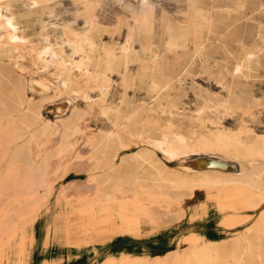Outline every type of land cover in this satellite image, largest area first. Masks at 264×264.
Here are the masks:
<instances>
[{
    "label": "bare ground",
    "instance_id": "1",
    "mask_svg": "<svg viewBox=\"0 0 264 264\" xmlns=\"http://www.w3.org/2000/svg\"><path fill=\"white\" fill-rule=\"evenodd\" d=\"M15 1L0 0V264H55L52 235H61L69 247V232V248L84 255L89 247L90 257L102 253L95 243L108 246L119 238L122 247L131 238V247L92 264H264V131L249 121L261 102L242 82L251 76L258 50L230 49L232 68L222 70L218 79L226 93H196V107L189 112L179 84L183 73L198 67L210 71L209 43L235 23L231 14L236 9L217 5L220 0H212L210 7L204 0H185L183 25L165 14L159 17L145 0L132 13L133 20L111 22L110 27L129 31L128 44L118 50L98 41L109 30L97 13L98 0H82L87 27L64 23L60 47L46 34L35 39L25 32ZM156 38L165 43L158 54ZM137 41H143V50L135 47ZM114 75L123 88L119 99L112 96ZM136 88H146L155 99H133L128 91ZM29 90L41 93V101ZM46 100L58 102L56 120L44 117ZM226 115L237 116L238 125H226ZM92 117L105 125H89ZM79 146L91 149L85 157L70 156ZM54 160H61L58 169L82 167L88 176L75 184L68 210L61 208L67 187L54 207L48 205L54 194ZM200 192L215 202L224 214L222 225L229 228L254 216L239 212H261L232 238L192 229L178 240L183 248L169 244L151 255L135 245L147 225L157 230L153 226L159 222L184 220L187 204ZM206 205L202 214H191L193 224L204 223ZM41 217L48 220L47 236L35 246L37 236L28 227ZM78 223L82 234L74 236ZM89 239L95 243H83Z\"/></svg>",
    "mask_w": 264,
    "mask_h": 264
},
{
    "label": "rangeland",
    "instance_id": "2",
    "mask_svg": "<svg viewBox=\"0 0 264 264\" xmlns=\"http://www.w3.org/2000/svg\"><path fill=\"white\" fill-rule=\"evenodd\" d=\"M98 1L99 6L97 8V13L100 16L101 22L109 27V30L104 32L102 36L98 38V41L103 44L106 43L107 45L117 47L118 50H120L129 42V31L126 27L116 30L115 28L110 27V25L112 23H116L120 19L129 18L133 20L132 13L141 7L142 2L145 0ZM147 1L154 4L159 17H161L162 14H165L172 21H180L181 24L184 25L183 13L187 7L185 0ZM234 1L236 3H234ZM211 2L212 0H204V4L207 7H210ZM216 4L220 6L230 4L231 9L235 8L236 10H233L231 14V19L234 20L235 23H233L229 28L224 27L221 30L222 33L214 36L209 43V48L212 52V58L208 62L211 67L209 70L212 71V73H210V71H204V67H198L193 69L191 72L183 73L181 75V82L179 84L183 94L182 101L185 103L184 105L189 112L196 107V93H204V95H224L226 93V89L223 87V84L218 82V79H221L220 73L222 70L227 71L228 69L232 68L234 60L232 54L230 53V49L234 50L236 53H242L245 49L257 48L258 54L252 63L253 68L251 70V76L249 78H242V82L256 96H258V100L261 102L259 108L255 111V118H250L249 121L258 132H263L264 0H220L216 2ZM14 7L16 10V15L20 17L21 26L28 35L37 39L39 37L45 36L46 34L50 36L52 42L58 47L62 45L60 38V28L64 23L71 21L75 23V25L80 30H83L87 27L85 18L82 16V0H49L42 6H36L34 0H17L14 3ZM218 10L220 12H225L226 8L219 7ZM134 44L139 51L143 50V41H137ZM164 44V41L156 38L154 42V52L156 54L161 53L164 48ZM67 48L69 49L68 46ZM113 79L114 86L112 89V96H114L116 99H119L123 96V88L120 85L121 79L117 75H114ZM29 95L37 102H40L42 99V94L36 91L29 90ZM128 95L138 101L151 102L155 99V94L148 92L146 88L130 89L128 91ZM57 104L58 102L51 103V100H46L43 102V114L46 119L56 120ZM212 116L219 115L212 114ZM224 122L230 127H236L238 125V118L237 116L232 117L226 115ZM88 123L94 128L103 127L105 125L102 120H99L96 117L90 118ZM90 149L91 147L79 146L77 147V150H72L69 152V154L70 156H74L75 154H85V157ZM192 158H197V156H193ZM60 163L61 160H54L51 164V171H53L55 168L56 175L53 177L54 194H52L48 205L50 207H54L60 191L63 190L64 187H67L68 196L61 200V208H64L65 206V208L68 210V202H70L71 198H74L75 195V191L73 190L75 184H77L78 179L84 181L88 176L86 173L80 172L83 170L82 167H77L76 169H72L69 172L58 169ZM67 164L69 163H66L64 166L66 167ZM174 165L175 164H172V166ZM231 167L233 170L237 169L235 164H232ZM10 203L14 204L11 201ZM205 203H207V205L206 207L204 206V209L208 211V214L204 216V219L206 220H204V223L197 222V224H193L190 217L191 214L195 211H198L200 214H202V205ZM1 204H4V202ZM73 204L74 208H78L80 206L78 201H74ZM186 207L188 215L184 220L172 224L159 222L156 224V226H153L154 228H157V230H151L152 225H147V227H145L146 234L142 237V240L140 241L141 243L135 240L137 242L135 245H140L141 248H144V250L148 251L151 255L162 253L163 251L167 250V246L170 245L172 248H183L185 247V244L181 243L180 245L178 240L192 229L198 230L209 236L213 235L214 230L218 233L220 238H232L242 234L246 227L251 224L252 221L258 216L257 214L261 212L260 208L251 212L248 210H243L239 213H253L255 218L253 216L250 221L239 224L235 228H229L222 225L224 214L220 212L218 208H216L214 201L208 199L206 192L198 193L197 196L192 201H190ZM46 215L47 214H45V216ZM243 217L245 216H240V218ZM47 223V217H41L37 222L30 224L28 227V231L36 234L37 236L35 246L38 245L41 239L43 242L44 238L47 236ZM76 228L77 231L73 235H81L82 233L78 232L82 231V225L78 223ZM71 234V232L67 233V237H69V247L72 246ZM58 237L59 238H56L54 235H52L53 240L50 246L51 251L56 252L55 258H57V262L55 261V264H90V262L92 264L96 259H98V257L100 258L99 260H102L107 255V253H110L111 251L119 252L123 250V246L131 247L129 244L131 243V240H129L131 239L130 237H127V239L123 241L122 247L119 243L121 242L119 238L116 239L117 241L114 240L113 243L109 242L108 246H104L103 243H95L94 239H89L88 242L84 241L83 243L86 244L93 242L97 245L96 250H98V252H102L97 256L93 255L90 257V255L87 253L89 252V247L86 248V250H83L85 254L81 255L76 249H70L69 247L65 246L63 239H61V235H58ZM68 254L73 255L69 257Z\"/></svg>",
    "mask_w": 264,
    "mask_h": 264
}]
</instances>
